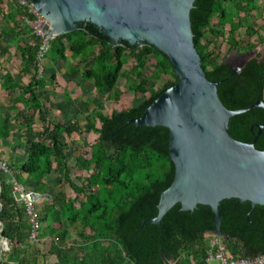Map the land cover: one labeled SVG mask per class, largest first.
<instances>
[{"label": "trees", "instance_id": "1", "mask_svg": "<svg viewBox=\"0 0 264 264\" xmlns=\"http://www.w3.org/2000/svg\"><path fill=\"white\" fill-rule=\"evenodd\" d=\"M260 2L196 0L191 10L194 42L203 68L210 80L219 82V96L229 109L246 108L264 98L261 56L251 58L240 71L226 60L229 52L240 54L264 45V21L260 24L257 19ZM18 8L23 17L25 9ZM22 23L31 33L23 19ZM223 43L228 45L226 53ZM68 49L74 58L81 56L82 78L93 83L97 96L119 101L124 92L118 81L123 77L135 79L129 86L135 99L130 106L112 112H106L104 104L98 105L84 120L88 126L81 119L65 121L51 116L38 90L47 81L38 72V43L35 37L26 43L23 59L36 72L23 89L29 93L25 102L30 116L22 114L19 123L27 126L26 154L18 163L9 164L13 174L0 168V264H47L46 253L30 240L32 225L25 204L15 200L14 177L27 189L48 197L40 203L42 227L37 241L52 237L49 254L58 258L54 264H169L170 260L174 264H206L210 252L216 251L214 239L206 236L216 228L210 205L184 210L177 203L161 225L144 223L158 215L161 194L175 179L170 130L164 125L128 122L142 116L177 83L169 59L149 45L133 49L125 40L113 45L92 23H88V30L53 38L48 56L66 60ZM129 60L131 67L126 68ZM164 75L171 78L140 98V93L146 94ZM9 120L1 123L2 128ZM263 122L264 109L256 107L233 116L229 130L234 138L252 142L258 130L251 127ZM87 132L98 135L90 149L86 148V137L79 141ZM4 136L8 133H0V138ZM255 145L264 150V129ZM79 173L86 175L82 182L73 177L79 179ZM219 211L222 230L229 235L222 239L230 258L264 255V205L227 198L221 201ZM3 239L9 242V252L1 250Z\"/></svg>", "mask_w": 264, "mask_h": 264}, {"label": "water", "instance_id": "2", "mask_svg": "<svg viewBox=\"0 0 264 264\" xmlns=\"http://www.w3.org/2000/svg\"><path fill=\"white\" fill-rule=\"evenodd\" d=\"M195 1L31 0L49 20L52 38L88 30V23H92L113 45L123 40L133 49L149 45L169 59L177 83L142 116L128 122L137 126L164 125L170 130L175 179L161 194L158 215L146 218L144 223L161 225L165 214L177 203L184 210L205 204L215 213L213 233L226 239L229 235L222 230L219 211L222 200L238 198L251 201L253 206L264 205V150L255 145L264 122L251 127L252 131L255 127L258 130L252 142L234 138L229 130L233 116L256 107L264 109V98L246 108L225 106L218 93L219 82L207 77L194 42L191 10ZM4 249H9L7 239L1 241Z\"/></svg>", "mask_w": 264, "mask_h": 264}, {"label": "crops", "instance_id": "3", "mask_svg": "<svg viewBox=\"0 0 264 264\" xmlns=\"http://www.w3.org/2000/svg\"><path fill=\"white\" fill-rule=\"evenodd\" d=\"M260 5L257 17L264 16V0H261ZM23 17L19 14L18 4L0 0V133H8V136L0 138V160L9 164L18 163L26 154L27 126L19 123L22 114L25 118L30 116L25 102L29 99V93L23 89L29 85L36 72L22 56L26 43L31 42L34 37L32 32H27L24 27ZM66 55V60L59 58L54 60L52 55L45 60L46 70L43 75L47 81L40 85L38 90L42 99L47 102L51 116L53 111L61 115L59 109L64 108V117L66 115L69 117L71 110L74 111L72 108L76 106L77 99L85 104L91 100L81 91V88L85 89V85L91 83L82 78L84 66L78 65L81 56L74 58L70 49L66 51ZM76 89L80 90L77 99ZM84 111L86 109L82 107L78 116L84 115L82 117L86 119L92 114L91 111L89 113ZM7 118H10L8 125L2 128L1 123ZM212 233L213 231H208L206 236L211 237ZM169 264H174V261L170 260Z\"/></svg>", "mask_w": 264, "mask_h": 264}, {"label": "built area", "instance_id": "4", "mask_svg": "<svg viewBox=\"0 0 264 264\" xmlns=\"http://www.w3.org/2000/svg\"><path fill=\"white\" fill-rule=\"evenodd\" d=\"M21 6L26 13L23 17L24 22L30 27L38 43L37 67L40 75L45 72V60L51 49V24L33 5L31 0H7ZM0 168L7 173L13 174V170L7 161L0 160ZM14 197L16 201L25 204L26 212L32 225L30 240L37 241L39 239L40 229L42 227L40 203L47 197L40 192L27 189L15 177L13 178ZM216 251H211L206 264H212L213 260H217V264H264V255L257 257H243L238 259L230 258L227 255V247L221 237H217L212 241Z\"/></svg>", "mask_w": 264, "mask_h": 264}, {"label": "rangeland", "instance_id": "5", "mask_svg": "<svg viewBox=\"0 0 264 264\" xmlns=\"http://www.w3.org/2000/svg\"><path fill=\"white\" fill-rule=\"evenodd\" d=\"M258 22L261 24L264 21V16L261 17L259 15V17H257ZM209 39L206 38V41ZM228 50V45L226 43H223L222 45V51L223 53H226ZM260 55L261 59H264V45H260L258 46L256 49L251 50V51H247V52H242V53H237V52H229L226 54V60L232 65V67L234 69L240 68L242 66H244L251 58ZM154 61V60H153ZM131 67V60H129L128 64H126V68H130ZM171 78V76H167L164 75L163 78L161 80H155L153 82L152 88L146 93V94H141L140 93V98L147 96L150 94V92L160 88V86H162L164 81H167ZM135 81L134 78H130V79H125L123 77H121L118 81V85L121 88V90L124 92L122 95V98L119 101H114V100H107L106 97L104 96H97L96 95V91L95 88L93 86V83H89L85 85V89L81 88V91L85 92L86 95L91 99L90 103L85 104L84 102L80 101L77 99V94L78 92H80V90L76 89V94L75 97L77 99L76 102V106L71 110V116H65L63 115V113H65L64 108L59 109L61 112V115L56 114L54 111L52 112L53 117L57 118V119H64L66 121H71V120H75V119H81L82 120V124L88 126V123L85 122L84 120V115L82 116H78V113H80L79 111H81L82 107L84 109H86V113H89L90 111L92 113H94L96 111V109L98 108V105L100 104H104L106 106V112H112V110L114 109H121L123 107H127L130 106L133 103V100L135 99V94L134 91L130 89V85ZM61 103H59V107H61ZM71 109V108H70ZM73 111V112H72ZM74 113V115L72 114ZM69 114V113H67ZM76 139H80V136H78L77 134L74 135ZM97 134L93 133V132H87L84 137H82L79 141L81 142L83 138L86 137L85 139V145L87 149H90V145L95 141V139L97 138ZM71 164L74 165V161H71ZM80 177L78 179V177H76L75 175H73L74 179L77 182H82L86 179V175H83L81 173H79ZM52 179H56V176H52ZM70 190V188H69ZM211 238L212 240L217 238L218 236L215 234H211ZM210 236V235H208ZM222 238V237H221ZM51 244H52V237L48 236L46 238L41 239L39 242L36 241L35 242V246L38 247L41 251H44L47 255V259L46 262L47 264H54L58 261V258L56 257V255L53 254H49V250L51 248ZM4 251H10L9 249H4ZM41 261L43 260V258L40 256ZM5 264H15L14 262H7ZM212 264H217V260H213Z\"/></svg>", "mask_w": 264, "mask_h": 264}, {"label": "flooded vegetation", "instance_id": "6", "mask_svg": "<svg viewBox=\"0 0 264 264\" xmlns=\"http://www.w3.org/2000/svg\"><path fill=\"white\" fill-rule=\"evenodd\" d=\"M241 68V67H240ZM237 69H239V68H237Z\"/></svg>", "mask_w": 264, "mask_h": 264}]
</instances>
